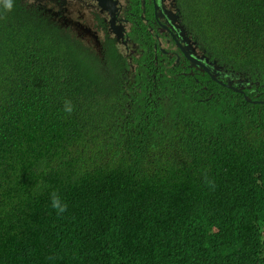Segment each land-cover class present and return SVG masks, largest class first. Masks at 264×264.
Returning a JSON list of instances; mask_svg holds the SVG:
<instances>
[{"label": "trees", "instance_id": "1", "mask_svg": "<svg viewBox=\"0 0 264 264\" xmlns=\"http://www.w3.org/2000/svg\"><path fill=\"white\" fill-rule=\"evenodd\" d=\"M29 1L0 0V264H264V0L182 5L218 65L259 79L253 93L171 69L116 89L128 56H95Z\"/></svg>", "mask_w": 264, "mask_h": 264}, {"label": "flooded vegetation", "instance_id": "2", "mask_svg": "<svg viewBox=\"0 0 264 264\" xmlns=\"http://www.w3.org/2000/svg\"><path fill=\"white\" fill-rule=\"evenodd\" d=\"M45 3L50 6L47 11L49 15H64L75 20L78 27L70 30L78 32L81 43L90 51L98 50L99 55L105 53L108 49L105 39L115 44L121 54L128 56V62L132 57L139 59L143 54L146 55L150 65L142 69L129 65L133 72L139 69L138 75L144 74L153 81L161 76V70L168 69L174 70L176 75L198 74L209 77L206 73L189 67L179 45L186 46L189 54L196 60L202 62L206 59L210 69L222 74L215 75L209 70L211 80L217 78L222 83H227L228 75L232 74L234 77L230 79H233L232 86H235L237 78H240L237 73H230L226 67L216 69L214 64H210L211 54L205 51L184 24L185 11L182 5L187 3L186 0H112L105 7L97 6L89 0H45ZM72 6L77 9L72 10ZM179 27L185 32L186 44L182 43L184 36L179 35Z\"/></svg>", "mask_w": 264, "mask_h": 264}, {"label": "clouds", "instance_id": "3", "mask_svg": "<svg viewBox=\"0 0 264 264\" xmlns=\"http://www.w3.org/2000/svg\"><path fill=\"white\" fill-rule=\"evenodd\" d=\"M34 1V0H33ZM89 1H91V0H89ZM91 2H93V1H91ZM111 2H112V0H111ZM34 3H35V1H34ZM93 3H95V2H93ZM38 4H39V8H40V6H46L45 4V0H38ZM97 5V4H96ZM6 6L7 7H11V2H10V0H7V4H6ZM47 6H49V5H47ZM97 6H99V5H97ZM38 8V9H39ZM48 15H49V13H47ZM50 16V18H52L53 20H56L57 21V17H54V16H51V15H49ZM76 20L78 21V19L76 18ZM103 36V35H102ZM104 38V37H103ZM104 42H105V45L107 46V48H110V47H115V44H111L109 41H106L105 39H104ZM83 45V44H82ZM84 46V45H83ZM85 47V46H84ZM88 49V48H87ZM89 50V49H88ZM90 51V50H89ZM91 52V51H90ZM104 54L105 53H102L101 55H98L99 57H101V58H103L104 57ZM122 56H123V54H122ZM191 57H193V58H195L194 56H192V55H190ZM140 59V58H139ZM144 59L145 60H148V58L146 57V55H144ZM185 59V58H184ZM197 59V58H196ZM211 61H214L215 62V64H214V66H217V67H223L224 68V66H222V65H218L217 63H216V61L211 57ZM186 60V59H185ZM187 61V60H186ZM210 61V62H211ZM188 63H189V61H187ZM131 63H132V60H131ZM130 62H127V65H128V68H130V70H126L124 73H123V76H122V80H119V81H116L115 79H113L112 78V82H113V86L117 89V86H116V84H117V82L118 83H125V84H128L129 85V80H127V79H132L133 78V73H131V67H130V65L129 64H131ZM133 65V64H132ZM133 66H135V65H133ZM228 69V71H230V73L231 72H234V73H237L239 76H240V79H248V76H244V74L242 73V72H240V71H235V70H232V69H230V68H227ZM169 70V69H168ZM168 70H166V71H163V70H161L162 72H164V73H168ZM228 76H230V74L228 75ZM238 79V78H237ZM232 81H233V79H232ZM126 90H128V89H126ZM253 91L254 90H251V93H253ZM259 93L258 92H256L255 93V95H258ZM116 97V96H115ZM114 97V98H115ZM127 106H128V102H127ZM63 111L64 112H66V113H71V111H72V106H71V103H70V101H68V100H65L64 101V104H63ZM49 203H50V207L53 209V210H55L56 211V213L57 214H59V213H61V212H63L64 210H65V208H66V204L64 203V202H62V200H61V198H60V196L56 193V192H50L49 193ZM176 232L177 231H172V232H170L169 234H167L166 235V237H165V239H164V243L163 244H171V245H173V246H178L179 248H180V250H183L184 251V254L186 255L187 253H188V251H189V243H188V238L187 239H185V238H182L181 236H179V235H176ZM176 262H177V260L175 261V264H176ZM230 262H231V260L230 259H228L227 257H225V256H221L220 255V262L218 263V264H230ZM252 264H256L255 262H252Z\"/></svg>", "mask_w": 264, "mask_h": 264}, {"label": "rangeland", "instance_id": "4", "mask_svg": "<svg viewBox=\"0 0 264 264\" xmlns=\"http://www.w3.org/2000/svg\"><path fill=\"white\" fill-rule=\"evenodd\" d=\"M29 0H28V4H29ZM33 3H34V1H33ZM46 6H40V8H39V10H41L42 12H44V13H46L47 14V11H48V9H50V6H47V4H45ZM77 8L75 7V6H72V10H76ZM56 23H58L60 26H62V27H65V29H67L69 32H71L76 38H78L79 39V36H78V32L76 31V32H72L71 30H70V28H72V27H74V28H77L78 27V24L75 22V20L73 19V18H68V17H66V16H64V15H59V16H57V21H56ZM77 25V26H76ZM130 37H132V34H130ZM92 47H94V48H98V46H92ZM95 56H98L99 55V51L98 50H92L91 51ZM123 56H126V55H123ZM143 60H145L144 59V54L140 57V59H139V61H143ZM107 76H109L110 77V75L108 74V73H105ZM209 78V77H208ZM210 80H211V78H209ZM240 79V78H239ZM239 79H237V82H236V85L235 86H232V84H230V86L231 87H234V88H237L238 89V91H234L232 88H228L227 86H226V84L227 83H222L221 81H219L217 78H216V81L215 80H212V81H214V82H217L218 84H220V85H222V86H224V87H226L227 89H230V90H232L233 92H236V93H243V89L244 88H247V89H250L251 88V90H257V88L259 89L260 87H261V85L257 82V81H259V79H254V80H252V79H241L240 80V86H238V80ZM107 82H109V83H111L110 81H108L107 79H105ZM234 82V81H233ZM254 87V88H253ZM258 93H259V91H258ZM251 94V93H250ZM255 96H257V95H255ZM114 97H115V95L113 94L112 96H111V98H113L114 99ZM107 98H110V97H108L107 96ZM244 99H245V101L246 102H251V103H259L260 101H257V100H250V98L249 97H247V96H244ZM111 138H113V136H112V134H111V130H108L106 133H105V135H104V140H103V142H102V145L104 144V142L106 141V140H109V139H111ZM121 140H122V146H123V149H122V151L120 152V154H119V156L118 157H122V156H124L126 153H127V151L128 150H130V144H131V141L130 140H128L127 138H124V137H119ZM86 218V217H85ZM84 218V219H85ZM86 221H88L87 219H85ZM186 228H189V227H186ZM171 231H166L165 232V234H169ZM176 235H179V236H181L182 238H185V239H187L188 237L184 234V233H182V232H180V231H177L176 232ZM165 237H166V235H164L160 240H159V242H160V244H163L165 241H164V239H165Z\"/></svg>", "mask_w": 264, "mask_h": 264}, {"label": "water", "instance_id": "5", "mask_svg": "<svg viewBox=\"0 0 264 264\" xmlns=\"http://www.w3.org/2000/svg\"><path fill=\"white\" fill-rule=\"evenodd\" d=\"M93 2H95L97 5L99 6H102V7H105V5L107 4V2H111V0H91ZM171 23V22H170ZM179 35L181 36H184L185 32L179 27ZM182 43H185L186 44V37H182ZM179 48H180V52L182 53V56L187 60L189 61V67L190 68H194V69H198L199 71H202L203 73H206L211 79H212V75L209 73V70H211V72L215 75H222V74H219L217 72H215L213 69H210L206 62L207 60L205 59L204 61H199V60H196L195 58L191 57L190 54H189V50L186 46H181L179 45ZM210 64H215L214 61H211ZM215 68L217 69L218 67L215 66ZM234 76L232 74H230V76H228V81H227V84L226 86L228 88H232L234 91H238L237 88H234V87H231L230 84L233 83L232 79L230 78H233ZM216 81V78L214 79ZM240 80H238V86H240Z\"/></svg>", "mask_w": 264, "mask_h": 264}]
</instances>
